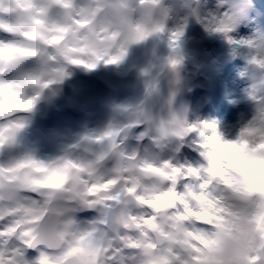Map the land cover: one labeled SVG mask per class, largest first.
Instances as JSON below:
<instances>
[{
  "label": "snow or ice",
  "instance_id": "obj_1",
  "mask_svg": "<svg viewBox=\"0 0 264 264\" xmlns=\"http://www.w3.org/2000/svg\"><path fill=\"white\" fill-rule=\"evenodd\" d=\"M224 3L218 0L215 12L193 14L207 29L228 32ZM159 4L0 0V148L24 127L19 118L39 99V92L25 96L29 87L42 90L58 82L64 62L89 69L101 60L118 63L127 44L164 30L168 10ZM174 35L179 39L182 32ZM32 58L39 62L38 75L29 69ZM261 116L258 111L233 141L212 134L208 125L147 116L95 137L111 150L93 162L64 158L44 164L24 157L0 165V264H203L206 250L236 234L242 240L232 249L234 264H264ZM133 126L152 140L156 152L150 157L120 150ZM169 146L189 152L200 167L161 159ZM109 154L115 166L100 167ZM205 171L209 175L198 184L191 182ZM85 209L96 210L97 218L80 222L77 214Z\"/></svg>",
  "mask_w": 264,
  "mask_h": 264
},
{
  "label": "rangeland",
  "instance_id": "obj_2",
  "mask_svg": "<svg viewBox=\"0 0 264 264\" xmlns=\"http://www.w3.org/2000/svg\"><path fill=\"white\" fill-rule=\"evenodd\" d=\"M217 5H218V0H206L204 3V7H203V11L202 14L205 12H211L217 9ZM222 10H226L227 11V7H226V0L225 3L223 5V9ZM229 27V25H228ZM207 35L211 38L213 46V59H216L218 62H220V64H223L224 59L226 60H231L233 59V57H237L239 56V44L241 43V41H246V39L244 38V36H238L239 38H232L231 41H229L228 44H226L225 46H223V44L220 42L223 37L226 35L225 32H216L214 30H209L207 29V27L202 23V30H201V35ZM232 34H234V32H232ZM237 34V33H235ZM234 48V53L232 52ZM211 49V48H210ZM209 51V50H208ZM201 52V51H200ZM200 53H197V55H199ZM212 58H210V62H212ZM236 74H234L233 72L230 74V77H236ZM229 77V79H230ZM220 120V119H219ZM218 121V119L213 120V122ZM238 128L236 127L235 130L238 132ZM237 139V135L235 134V136H230L228 140L226 141H233ZM210 195H215L214 192L209 193Z\"/></svg>",
  "mask_w": 264,
  "mask_h": 264
},
{
  "label": "clouds",
  "instance_id": "obj_3",
  "mask_svg": "<svg viewBox=\"0 0 264 264\" xmlns=\"http://www.w3.org/2000/svg\"><path fill=\"white\" fill-rule=\"evenodd\" d=\"M184 237H180L183 239ZM189 240L195 242L192 237H188ZM242 237L236 234L231 237H224L218 246H213L209 250H206V258L203 264H234L232 258V249L239 246Z\"/></svg>",
  "mask_w": 264,
  "mask_h": 264
},
{
  "label": "bare ground",
  "instance_id": "obj_4",
  "mask_svg": "<svg viewBox=\"0 0 264 264\" xmlns=\"http://www.w3.org/2000/svg\"><path fill=\"white\" fill-rule=\"evenodd\" d=\"M216 10H217V9H216ZM216 10L211 11V12H215ZM221 10H222V9H221ZM234 38H235V34H234ZM236 38H238V35H236ZM249 40L252 41L251 38H250ZM232 52H234V48H233ZM230 82H231V83L235 82V83H237V84H240V83L242 82V79H239L237 76H236L235 78H234V77H230ZM233 86H234V84H233ZM227 127H228V126L223 127V137H224V138H226ZM221 132H222V130H221ZM234 134H235V132L232 133V136H233Z\"/></svg>",
  "mask_w": 264,
  "mask_h": 264
}]
</instances>
